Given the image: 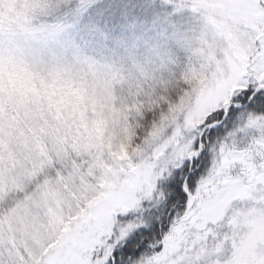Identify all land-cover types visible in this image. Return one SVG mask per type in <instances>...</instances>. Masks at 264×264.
<instances>
[{"label":"snow or ice","instance_id":"obj_1","mask_svg":"<svg viewBox=\"0 0 264 264\" xmlns=\"http://www.w3.org/2000/svg\"><path fill=\"white\" fill-rule=\"evenodd\" d=\"M165 2L179 72L104 0H0V264H264V0Z\"/></svg>","mask_w":264,"mask_h":264},{"label":"rangeland","instance_id":"obj_2","mask_svg":"<svg viewBox=\"0 0 264 264\" xmlns=\"http://www.w3.org/2000/svg\"><path fill=\"white\" fill-rule=\"evenodd\" d=\"M125 1L129 0H123L120 5L116 0H104L102 15L95 17V22L110 36L122 37L134 44L138 54H143L151 45H161L172 55L179 72L188 59V53L183 51L179 42L185 35L191 37L197 34L198 20L188 10H178L165 0H146L148 2L136 6H130ZM125 5L128 16L122 15L123 12L112 13ZM130 25L134 27L130 28ZM112 48L110 42H104L102 47L96 48V52L109 55Z\"/></svg>","mask_w":264,"mask_h":264},{"label":"trees","instance_id":"obj_3","mask_svg":"<svg viewBox=\"0 0 264 264\" xmlns=\"http://www.w3.org/2000/svg\"><path fill=\"white\" fill-rule=\"evenodd\" d=\"M123 0H116V2L118 3V4H122L123 2H122ZM125 2H127V1H125ZM145 2H148V1H146V0H129L128 2H127V4L128 5H130V6H136V5H140V4H143V3H145ZM119 12H123L122 13V15H124L125 17L126 16H128V14H129V12L127 11V6L125 5V6H123V7H118V8H116V12H113L112 11V13H114V15H116V13H119Z\"/></svg>","mask_w":264,"mask_h":264},{"label":"clouds","instance_id":"obj_4","mask_svg":"<svg viewBox=\"0 0 264 264\" xmlns=\"http://www.w3.org/2000/svg\"><path fill=\"white\" fill-rule=\"evenodd\" d=\"M40 22L41 23H44V22H48V23H51L52 22V17H41L40 18Z\"/></svg>","mask_w":264,"mask_h":264}]
</instances>
